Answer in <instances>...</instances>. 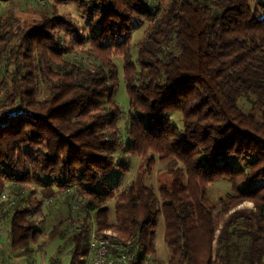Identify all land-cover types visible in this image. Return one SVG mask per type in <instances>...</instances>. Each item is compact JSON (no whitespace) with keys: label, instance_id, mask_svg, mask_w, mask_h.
Instances as JSON below:
<instances>
[{"label":"trees","instance_id":"16d2710c","mask_svg":"<svg viewBox=\"0 0 264 264\" xmlns=\"http://www.w3.org/2000/svg\"><path fill=\"white\" fill-rule=\"evenodd\" d=\"M55 1L86 12L90 36L56 13L24 11L0 22V215L9 254L43 250L32 216L62 199L68 216L47 236L74 245L68 264H83L94 228L116 232L114 243L132 247L134 264L147 257L160 264L161 216L167 264H264V4ZM143 25L134 61L133 34ZM86 42L89 58L76 57ZM115 56L125 60L131 107L147 117L128 128L127 149L143 162L123 190L106 181L124 147ZM173 111L182 112L183 130L169 117ZM157 156L171 176L159 194L146 183ZM222 179L231 191L208 204L209 187ZM30 184L41 188L28 196L42 194L34 207L23 202ZM247 201L251 208L243 207Z\"/></svg>","mask_w":264,"mask_h":264},{"label":"rangeland","instance_id":"374dc122","mask_svg":"<svg viewBox=\"0 0 264 264\" xmlns=\"http://www.w3.org/2000/svg\"><path fill=\"white\" fill-rule=\"evenodd\" d=\"M58 4L55 0H8L5 1L0 9V22L5 17L11 14H21L24 11L35 15L41 16L43 14H61L75 22L80 31H85L86 36H90L91 26L89 24V16L86 12H84L76 3L70 1L66 3H61L57 7L53 6ZM261 4H264V0H251V5L253 8H262ZM147 25H143L136 29L133 34V59L137 61L138 57V44L143 39L144 32L146 30ZM64 32L62 33V35ZM71 37L67 35L64 39V44L70 46ZM90 44L87 42L82 46L76 57L78 58H89L86 50ZM91 60V58H90ZM114 60L118 67L119 72V81L118 85L115 89V100L119 104L123 115L120 120V128H121V139L123 141L124 147L117 152V162L119 166L116 167L114 173L106 178L109 186L116 188L117 190H123L126 188L134 179L137 177L138 170L140 168L141 163L143 162L142 158L127 149V145L129 144L131 138L128 132V128L132 122V120H140L146 119L147 117L139 110H135L131 107V100L128 93L126 80H125V60L122 56H115ZM45 95V94H44ZM169 117L171 118L174 125H176L180 130L184 129V120L183 114L180 111H173L169 113ZM171 181V176L169 173V164L168 162H163L157 156L154 164L147 169L146 173V183L155 189V191L159 194V188L161 185L169 184ZM38 188L39 193H41V188L36 184L27 185L25 189V200L26 202H31L32 207L36 206V202H38V198L42 197V194H34L32 198H29V194L33 190V188ZM11 189L10 184L7 182V188L2 192L6 194L9 198V190ZM231 191L230 182L227 179L218 180L213 183L209 187L208 197L206 202L208 204H213L218 201L221 197H225ZM37 196V198H36ZM7 200V199H6ZM108 206L110 208L109 212V220L110 222L115 221V199L108 201ZM253 204L251 202H245L243 207L251 208ZM68 204L65 203L62 199H58L54 205L51 204V201H47L45 203L43 212H35L32 216L34 221L37 223L38 227L42 229V235L39 238V244L43 245V250L33 255L29 254H21L18 252H13L9 254L8 249V237L9 230L5 220H2L3 216L0 215V235L3 237V241L5 244V248L0 250V264H8L9 261L5 260L4 252L9 254L11 262L13 264H51L52 260L55 258H60L59 262L61 264H68L69 255L74 245L72 244H64L62 240H51L47 236V232L50 228L68 216ZM156 246H157V256L160 260V264H167L169 249L167 248L165 242V221L164 217L161 216L159 220V225L157 228V238H156ZM2 251V252H1Z\"/></svg>","mask_w":264,"mask_h":264},{"label":"built area","instance_id":"2783aa9c","mask_svg":"<svg viewBox=\"0 0 264 264\" xmlns=\"http://www.w3.org/2000/svg\"><path fill=\"white\" fill-rule=\"evenodd\" d=\"M2 198L9 199L6 194H3ZM116 238L118 235L112 230L100 232L94 228L90 234V247L83 264H134L132 247L123 242L114 243ZM4 245L3 237L0 235V247ZM143 264H151L150 257H147Z\"/></svg>","mask_w":264,"mask_h":264},{"label":"crops","instance_id":"0c3cea01","mask_svg":"<svg viewBox=\"0 0 264 264\" xmlns=\"http://www.w3.org/2000/svg\"><path fill=\"white\" fill-rule=\"evenodd\" d=\"M3 247H4V249H6V248H7V246H6V248H5V245H4ZM1 249H3V248H2V247H0V250H1ZM1 252H2V251H1ZM7 256H8V255H6V256H5V254H4V257H5L4 259H5V260H6Z\"/></svg>","mask_w":264,"mask_h":264}]
</instances>
